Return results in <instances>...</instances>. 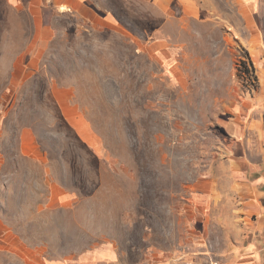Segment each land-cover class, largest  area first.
Returning a JSON list of instances; mask_svg holds the SVG:
<instances>
[{"label": "rangeland", "instance_id": "obj_1", "mask_svg": "<svg viewBox=\"0 0 264 264\" xmlns=\"http://www.w3.org/2000/svg\"><path fill=\"white\" fill-rule=\"evenodd\" d=\"M130 3L107 26L56 15L43 40L0 1V213L42 264H225L240 232L205 230L188 198L218 158L224 117L258 78L224 38V2L205 41L198 26L170 27L175 48L202 54L161 59L163 16ZM224 46L220 70L173 69L196 57L209 68ZM61 191L74 200L59 204ZM17 250L1 264L26 261Z\"/></svg>", "mask_w": 264, "mask_h": 264}, {"label": "crops", "instance_id": "obj_2", "mask_svg": "<svg viewBox=\"0 0 264 264\" xmlns=\"http://www.w3.org/2000/svg\"><path fill=\"white\" fill-rule=\"evenodd\" d=\"M0 1L17 12L29 15L40 29L39 38L43 40L53 36L51 22L56 15L72 18L78 24L107 26L112 23V12L117 10L120 2L131 4L137 1L154 8L164 18L161 27L164 38L161 42H169L170 46L158 48L160 51L155 54L161 59L160 55L198 56L203 53L200 49L189 51L188 43H180L179 49L175 48V35L170 27L172 23H178L181 32L185 34L193 30V26H198L201 34L195 39L205 41L206 36L202 33L204 24L216 21L214 17L218 0ZM220 1L227 6L219 22L228 24V34L224 38L240 43L247 51L251 71L257 76L259 85L254 94H244L238 101H234L229 115L224 117L222 130L225 139L218 158L205 175L197 178L188 201L197 214L202 216L205 230L210 228L205 225L210 221L212 227L220 226L221 229L230 230L231 226L232 231L240 232L241 238L232 242L224 257L225 264H264V0ZM216 50L217 57L207 64L209 68L199 65L205 62L201 63L200 58L196 57L195 61L179 59L173 69L186 72L195 63V70H220L223 54L229 52V48L224 46ZM74 195L61 191L57 194V202L61 205L69 204L74 200ZM2 215L0 213V264L1 255L7 260L16 258L19 254L17 248H20L26 259L22 264H42L43 258L37 252L25 250L24 253L21 248L33 244L17 239L13 233L14 228Z\"/></svg>", "mask_w": 264, "mask_h": 264}, {"label": "trees", "instance_id": "obj_3", "mask_svg": "<svg viewBox=\"0 0 264 264\" xmlns=\"http://www.w3.org/2000/svg\"><path fill=\"white\" fill-rule=\"evenodd\" d=\"M244 65L247 66L246 63H245ZM243 71H244L246 74H250V69H248V68H246V67H243ZM246 74H245V75H246Z\"/></svg>", "mask_w": 264, "mask_h": 264}]
</instances>
